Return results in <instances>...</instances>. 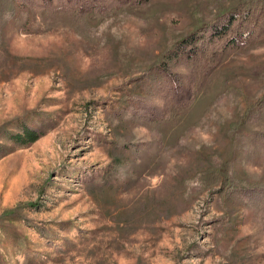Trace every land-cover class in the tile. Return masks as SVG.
Here are the masks:
<instances>
[{
  "label": "rangeland",
  "instance_id": "rangeland-1",
  "mask_svg": "<svg viewBox=\"0 0 264 264\" xmlns=\"http://www.w3.org/2000/svg\"><path fill=\"white\" fill-rule=\"evenodd\" d=\"M237 1L0 0V264H264V35L197 94L154 64Z\"/></svg>",
  "mask_w": 264,
  "mask_h": 264
},
{
  "label": "trees",
  "instance_id": "trees-1",
  "mask_svg": "<svg viewBox=\"0 0 264 264\" xmlns=\"http://www.w3.org/2000/svg\"><path fill=\"white\" fill-rule=\"evenodd\" d=\"M90 15L100 16L97 12H92ZM193 26L186 36L174 39L160 55L158 63L154 64L166 65L171 58L186 49L190 52L194 63L196 75L194 93L197 94L212 85L218 68L232 54L255 44L264 35V0H238L233 5H222L209 21H201ZM262 108H264V97L253 103L246 102L240 117L231 123L234 129L243 127L254 112ZM8 128H10L9 124H5L1 128L3 129L1 134H6L8 139L18 145H29L41 135L22 120L16 132ZM225 171L222 167H214L206 175L208 185H222L219 190L222 196L229 194L234 185L228 177H224ZM184 204L183 201L182 204L180 202V210H184Z\"/></svg>",
  "mask_w": 264,
  "mask_h": 264
}]
</instances>
